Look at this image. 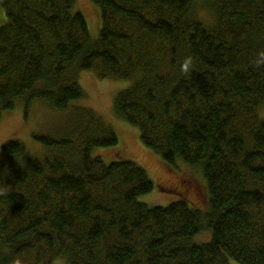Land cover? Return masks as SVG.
<instances>
[{
  "label": "trees",
  "instance_id": "1",
  "mask_svg": "<svg viewBox=\"0 0 264 264\" xmlns=\"http://www.w3.org/2000/svg\"><path fill=\"white\" fill-rule=\"evenodd\" d=\"M92 1L98 38L77 0H0V120L36 99L75 109L60 134H34L44 158L0 147V264H264V0H211L213 25L197 0ZM84 70L131 80L115 112L166 164L201 169L206 208L151 206L146 167L94 154L119 135L74 103Z\"/></svg>",
  "mask_w": 264,
  "mask_h": 264
},
{
  "label": "rangeland",
  "instance_id": "2",
  "mask_svg": "<svg viewBox=\"0 0 264 264\" xmlns=\"http://www.w3.org/2000/svg\"><path fill=\"white\" fill-rule=\"evenodd\" d=\"M77 5L88 19L91 38H98L102 28L99 7L92 0H77ZM195 11V15L208 25H213L216 20V11L213 10L211 0H197ZM6 21L5 9L1 8L0 24H5ZM79 82L88 95L85 99L74 103L87 105L99 111L114 124L119 135L117 145L98 147L94 154L104 157L107 162L117 160L119 157L116 155L120 153L124 154V157L133 158L146 167L150 177L155 180L154 189L139 196V200L151 206H166L179 198H187L195 207L203 206L206 208L208 206L209 192L201 169L184 164L180 165L179 163L183 162L176 163L177 161L175 164H166L162 155L143 143L138 127L119 117L115 112L114 101L117 93L128 87L131 80L102 79L98 77L96 71L84 70L80 73ZM44 84L43 81H40L38 86L41 87ZM30 106L31 108L26 111V106L20 102L14 110L3 114L0 120V147L10 138H17L26 144L27 156L44 158L50 153V150L42 145L34 134H60L74 116L75 109L58 110L51 108L42 99L34 100ZM261 115L264 117V107L261 108ZM159 183L168 189L162 191L158 186ZM209 237V231L205 230L197 235L195 240L207 241ZM232 263L240 264L237 261H232ZM59 264H62V261Z\"/></svg>",
  "mask_w": 264,
  "mask_h": 264
}]
</instances>
